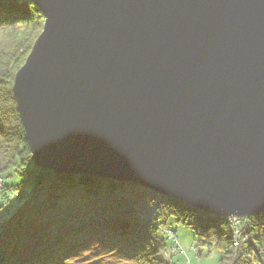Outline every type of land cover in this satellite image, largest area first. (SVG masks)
I'll return each instance as SVG.
<instances>
[{
	"label": "water",
	"instance_id": "95a60500",
	"mask_svg": "<svg viewBox=\"0 0 264 264\" xmlns=\"http://www.w3.org/2000/svg\"><path fill=\"white\" fill-rule=\"evenodd\" d=\"M2 1L44 19L12 85L35 168L264 210V0Z\"/></svg>",
	"mask_w": 264,
	"mask_h": 264
},
{
	"label": "trees",
	"instance_id": "16d2710c",
	"mask_svg": "<svg viewBox=\"0 0 264 264\" xmlns=\"http://www.w3.org/2000/svg\"><path fill=\"white\" fill-rule=\"evenodd\" d=\"M43 23L31 3L0 0V264H70L91 251L110 264H174L162 256L169 220L194 232L198 257L215 249L219 264H264V210L235 228L228 218L159 196L166 201L153 213L139 214L137 203L115 192L128 184L33 166L12 85ZM10 170L26 177L19 187L5 186Z\"/></svg>",
	"mask_w": 264,
	"mask_h": 264
},
{
	"label": "rangeland",
	"instance_id": "374dc122",
	"mask_svg": "<svg viewBox=\"0 0 264 264\" xmlns=\"http://www.w3.org/2000/svg\"><path fill=\"white\" fill-rule=\"evenodd\" d=\"M26 179V177L21 176L19 174L14 173L13 171H8L3 175L4 184L6 187L10 186H20V184ZM127 184V183H125ZM25 191H28L30 188V184L26 183L23 186ZM117 193H121L126 195L129 200L138 205V213L143 212L148 215L144 210H147L148 213H153L154 208H156L157 204L166 201L165 198L159 197L148 190H145L137 185H125L122 188H118L115 190ZM23 194V193H21ZM29 195H26L25 199L28 198ZM152 202H155L152 204ZM141 207V208H139ZM3 212H0V215H3ZM137 215V214H136ZM141 219V217H140ZM5 217H0V225L4 222ZM142 220V219H141ZM167 230L171 232H176V243H173V239H169L166 235H164L165 245L167 249L165 252L168 253V259L165 258V253H162L163 259L165 261L170 260L174 264H219V260L221 258L219 252L215 249H212L208 253L204 254V256L198 257L192 252V249L195 248L194 242L197 237L194 232L187 226V224L177 223L174 220H169L165 225ZM175 242V241H174ZM178 246L177 249L171 251V247L173 244ZM181 251L184 253L182 254ZM170 258V259H169ZM111 259L104 257L99 252L91 251L88 254H81L77 259H73L70 264H110Z\"/></svg>",
	"mask_w": 264,
	"mask_h": 264
},
{
	"label": "built area",
	"instance_id": "2783aa9c",
	"mask_svg": "<svg viewBox=\"0 0 264 264\" xmlns=\"http://www.w3.org/2000/svg\"><path fill=\"white\" fill-rule=\"evenodd\" d=\"M230 223L233 225V227L237 228V226H239L243 221L238 219V218H230L229 219ZM162 232H163V235H166L169 239H173V243H176L178 245V243L176 242V235L175 233L171 232L170 230H167V229H162ZM236 235H238V232L236 231L235 232ZM172 243V244H173ZM176 244H173L172 247H171V251L175 250L178 248V246H176ZM192 252L195 253V248L192 249ZM181 253L183 254L184 252L181 251ZM165 258L168 259V253L165 252Z\"/></svg>",
	"mask_w": 264,
	"mask_h": 264
},
{
	"label": "crops",
	"instance_id": "0c3cea01",
	"mask_svg": "<svg viewBox=\"0 0 264 264\" xmlns=\"http://www.w3.org/2000/svg\"><path fill=\"white\" fill-rule=\"evenodd\" d=\"M175 234H176V232H175Z\"/></svg>",
	"mask_w": 264,
	"mask_h": 264
}]
</instances>
